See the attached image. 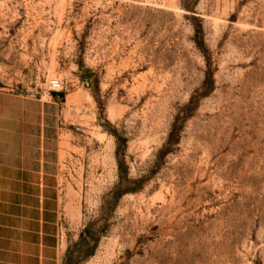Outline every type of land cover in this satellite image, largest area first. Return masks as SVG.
Returning <instances> with one entry per match:
<instances>
[{"label":"rangeland","instance_id":"374dc122","mask_svg":"<svg viewBox=\"0 0 264 264\" xmlns=\"http://www.w3.org/2000/svg\"><path fill=\"white\" fill-rule=\"evenodd\" d=\"M0 93L59 106L52 251L0 264H264V0H0Z\"/></svg>","mask_w":264,"mask_h":264},{"label":"crops","instance_id":"0c3cea01","mask_svg":"<svg viewBox=\"0 0 264 264\" xmlns=\"http://www.w3.org/2000/svg\"><path fill=\"white\" fill-rule=\"evenodd\" d=\"M58 114L50 97L0 93V244L5 247L11 239L41 240V248L52 251Z\"/></svg>","mask_w":264,"mask_h":264},{"label":"trees","instance_id":"16d2710c","mask_svg":"<svg viewBox=\"0 0 264 264\" xmlns=\"http://www.w3.org/2000/svg\"><path fill=\"white\" fill-rule=\"evenodd\" d=\"M52 96H58V94H56V93H52ZM61 96H62V95H61ZM171 135H172V134H171ZM171 135H170V136H171ZM170 136H169V137H170ZM121 165H122V164L119 165V168L124 169V170H123V176H126V168H125V167L123 168ZM121 172H122V171H121ZM122 179H123V178H122ZM128 191H129V189H126V190H123V191H120V190H119V191H117V192L115 193V197H117V196H119V195H121V194H123V193H125V192H128ZM88 231H89V229L86 228L83 232H84V233H88ZM63 264H64V262H63Z\"/></svg>","mask_w":264,"mask_h":264},{"label":"built area","instance_id":"2783aa9c","mask_svg":"<svg viewBox=\"0 0 264 264\" xmlns=\"http://www.w3.org/2000/svg\"><path fill=\"white\" fill-rule=\"evenodd\" d=\"M49 86L51 87L52 90H62V83L58 81L57 79H53L49 82Z\"/></svg>","mask_w":264,"mask_h":264}]
</instances>
